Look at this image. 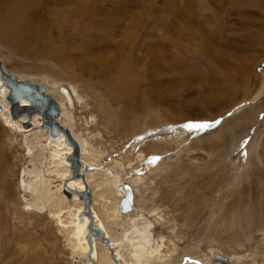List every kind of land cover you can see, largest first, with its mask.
<instances>
[{
  "label": "rangeland",
  "instance_id": "rangeland-1",
  "mask_svg": "<svg viewBox=\"0 0 264 264\" xmlns=\"http://www.w3.org/2000/svg\"><path fill=\"white\" fill-rule=\"evenodd\" d=\"M31 18L40 36L26 47L19 34L4 36L12 48L0 44L2 66L44 89L74 91L73 128L104 151L100 166L113 173L115 160L132 163L120 170L133 202L122 216L138 209L154 222V240L162 237L164 252L173 251L165 263L146 255L142 264H264V0H39ZM130 77L134 89L122 104L109 103L108 86ZM1 118L0 264H83L98 239L87 232L86 259L73 256L46 209L26 210L21 196L32 205L39 191L22 193L20 173L42 146L23 145L20 133L2 130ZM40 125L33 142L48 134ZM103 176L93 169L85 180L88 209L119 237L128 219L106 221L117 198L101 197ZM96 246L97 255L109 248L114 264L132 263L110 245Z\"/></svg>",
  "mask_w": 264,
  "mask_h": 264
},
{
  "label": "bare ground",
  "instance_id": "bare-ground-1",
  "mask_svg": "<svg viewBox=\"0 0 264 264\" xmlns=\"http://www.w3.org/2000/svg\"><path fill=\"white\" fill-rule=\"evenodd\" d=\"M56 1L58 3H76V0ZM38 5L39 0H0L1 45L5 46L6 48H12L10 44H8L3 38L4 36H7L8 33L14 35L15 38L16 34H19L17 39L22 44V47H26L28 44L36 41V39L40 36V33L38 31V25L31 22V15L34 16V12ZM42 52L44 54V58L52 56L51 45L49 43H45L42 47ZM4 69L5 68H3V70ZM21 77L23 76L17 77L19 81L28 82ZM134 80H136V78L130 77L125 79L124 82H115L110 84L104 91L106 96L109 97V103L111 101L112 104L120 106L123 99H125L128 95L127 91L134 89ZM31 82L29 80V83ZM109 83L110 82H108L107 85ZM7 88L8 87L3 83V80L0 81V101L2 105V109H0V115L4 123L3 126H1L2 130L5 132L11 131V133L14 134L20 133V135L24 137L23 145L29 144L31 146L34 144H39L42 146L43 150L42 156L37 158V162L31 163L32 168L27 166L23 168L20 173L18 188H20L22 193H26L30 190H32L34 193L39 191L37 197L34 198V203L32 205L28 204L29 200L26 196H21L25 201L24 206L26 210L36 212L38 210L39 212H42L44 209H46L49 218L54 221V224H58V231L64 236L66 244H69L68 248L70 249L72 255L81 259H86V253L89 249L88 243L86 242V234L89 232V235H91L92 232H90L89 217L82 213L83 203L79 200L77 193L84 191L86 183H89V174L93 169H95L104 175L101 179L102 186L105 187L101 196H104L105 199L103 200L107 201L111 200L112 198H117L116 204L114 203V206H110L109 210L107 211V215L105 214L106 221H110L116 217L128 219V223L122 227L123 229L121 228L122 232L120 236L111 237L104 227V222L98 217L96 212L91 207L94 223L93 226L102 231V237L104 239H108V244L110 243L109 245L111 249L114 250L115 256L121 258V253H126L132 262L131 264H142V260L146 258V255H149L148 258L155 256L160 263L167 262L171 254H173V251H171L172 248H168L167 250H170V253L169 251L165 253L163 250L165 245L164 239L161 237L159 240H154L152 237L151 231L153 230L152 227H154V222H151L150 220L148 221V217L146 218L144 215H142L138 209H136V212H134L135 209L133 210V216L127 214L126 217L122 216L123 213L119 210V206L125 195L121 189L123 182H121L120 170H123L125 165L131 167L132 163L128 162L127 164H118V160H115L114 167L118 165L119 168L114 170L113 173L108 169L105 170L103 166H100V159L101 157L103 158L104 151L98 150L91 143H88L87 140L83 139V137L73 128V120L71 119L72 114L69 111V106L72 107L73 104L74 96L72 95L77 96V94L72 91V95L70 93L68 95V93L63 88L61 90L60 88L56 87V89L54 86H49L45 89L46 92L49 93L58 104V108L60 110V118L57 119L58 123L69 129L71 136L76 140L80 147L81 171H84L86 167L90 169H88L86 172V177L83 180L80 178H73L72 174L70 173V164L67 161V157L71 154L72 149L71 145H68L67 140L64 137L65 135L62 131H58L59 133H57L58 137L56 139L52 138H55L57 134L55 137H50V135L48 137L47 132H44V135L41 137L43 140L38 138L36 139L37 142H33V139L30 138V134L34 130L39 129L40 118L42 125L41 115L37 114L40 117L39 118L36 114H34L35 117L31 123V126L33 125L31 128L33 129L31 130H27L29 128L26 127V129L23 124L30 119L28 120V118L23 117L19 119V121H15L11 118L9 111V101L8 103L6 101L7 93L9 91ZM38 98L39 102H37L35 106L43 108L45 102L42 95H38ZM19 104L22 107L31 105L27 99H20ZM41 125L40 129H43ZM7 126L10 128L7 129ZM25 148L27 155L32 154V149L30 147L26 146ZM141 158L142 154L139 153L137 159L139 160ZM48 177L53 178L51 187H42V182L48 181ZM138 179H129L127 183L130 185L132 184V187H134V184H137L135 181ZM64 188H66V190L70 193L72 191L71 195L74 193L70 200L63 193ZM52 197L56 198L52 200ZM74 201L75 204L73 205ZM76 201L78 202L76 203ZM93 202L96 204L95 199H93ZM69 204H71V206H69ZM148 213L150 218L154 216L162 220V217L158 216V214H155L154 210H149ZM63 215L65 216L63 217ZM142 218H144V221ZM171 232L173 233L172 229ZM97 242L99 241L97 240L93 242V250L90 256L91 258H89V260H85L83 264H90V261H96L97 257L101 258V262H99L100 264H114L107 256L109 248L106 247V252L103 248H100L99 251L101 255H97ZM108 244L106 245L109 246ZM172 246H174V244H172Z\"/></svg>",
  "mask_w": 264,
  "mask_h": 264
},
{
  "label": "water",
  "instance_id": "water-1",
  "mask_svg": "<svg viewBox=\"0 0 264 264\" xmlns=\"http://www.w3.org/2000/svg\"><path fill=\"white\" fill-rule=\"evenodd\" d=\"M0 77L3 80V83L8 87V95L7 100L9 101V110L12 119H20L22 117H27L28 120L32 117V115L40 114L42 117V125L43 129H48L50 137L56 136V131H62L65 135L67 143L72 147V153L68 157V162L70 163V173L73 178L84 179L86 172L88 171V167L84 169V171H80L81 163H80V147L76 140L71 136L68 128L63 127L57 121L60 117V110L58 108V104L54 98L51 97L49 93L46 92L44 87L39 83H29L19 81L13 74L6 73L2 68V63L0 61ZM38 95H42L45 105L43 108H39L35 106L37 102H39ZM20 99H27L31 105L30 106H20ZM25 127H30L29 122L23 123ZM64 194L70 200L72 195L69 191L64 189ZM79 197L84 201V212L89 217L90 222V232H93L94 237H96L101 243L108 244V239H104L102 237V231L93 226V218L89 212L88 206L91 205L90 193L88 191L87 185L84 187L83 192L77 193ZM132 202V191L130 187H127L126 194L119 206V210L122 213H127L132 210L131 205ZM109 245V244H108ZM220 262H225L226 259L218 256L217 258ZM93 262V261H92ZM94 263V262H93Z\"/></svg>",
  "mask_w": 264,
  "mask_h": 264
}]
</instances>
